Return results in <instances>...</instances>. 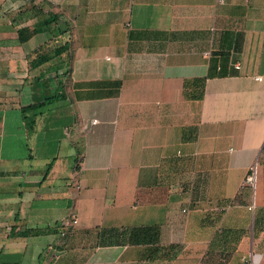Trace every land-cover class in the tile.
Returning a JSON list of instances; mask_svg holds the SVG:
<instances>
[{"label": "crops", "instance_id": "0c3cea01", "mask_svg": "<svg viewBox=\"0 0 264 264\" xmlns=\"http://www.w3.org/2000/svg\"><path fill=\"white\" fill-rule=\"evenodd\" d=\"M0 264H264V0H0Z\"/></svg>", "mask_w": 264, "mask_h": 264}, {"label": "trees", "instance_id": "16d2710c", "mask_svg": "<svg viewBox=\"0 0 264 264\" xmlns=\"http://www.w3.org/2000/svg\"><path fill=\"white\" fill-rule=\"evenodd\" d=\"M55 20V18H54ZM19 32V39L23 40L22 31ZM67 48V44L55 48L53 55H58ZM49 57L43 56L38 63L46 61ZM31 107V106H28ZM37 107V106H36ZM24 109V108H23ZM38 110V108H37ZM39 112H36V115ZM28 122V118L24 117ZM33 121V120H32ZM32 121H30L29 128H31ZM50 164L46 168L49 170ZM96 238L99 246H112V245H154L148 253V259H171L175 256L177 245L162 246L158 244V228L156 225L145 226H132V227H110V228H95ZM156 245V246H155Z\"/></svg>", "mask_w": 264, "mask_h": 264}, {"label": "built area", "instance_id": "2783aa9c", "mask_svg": "<svg viewBox=\"0 0 264 264\" xmlns=\"http://www.w3.org/2000/svg\"><path fill=\"white\" fill-rule=\"evenodd\" d=\"M217 3H223L225 0H215ZM95 120H93L94 122ZM256 171H257V166L254 165L251 167L250 172L246 174L242 181V186H248L251 190L254 191V188L256 186ZM250 210L254 208V198L252 199L251 204L248 207ZM77 224V219L76 218H71L70 220H67L62 224L61 228V235H65L67 229L71 226H75Z\"/></svg>", "mask_w": 264, "mask_h": 264}, {"label": "rangeland", "instance_id": "374dc122", "mask_svg": "<svg viewBox=\"0 0 264 264\" xmlns=\"http://www.w3.org/2000/svg\"><path fill=\"white\" fill-rule=\"evenodd\" d=\"M253 165L257 166V163L255 162ZM250 199H251V196H250ZM93 231H94L93 233L89 232L88 236L84 235V238H85L84 241H87V243L90 244L91 247L96 246L98 242L96 238V232H95L96 230L94 229Z\"/></svg>", "mask_w": 264, "mask_h": 264}]
</instances>
